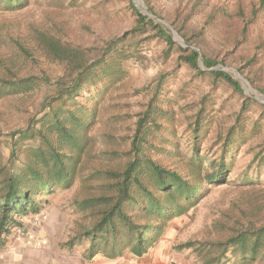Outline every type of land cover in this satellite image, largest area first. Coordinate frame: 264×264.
<instances>
[{"label": "trees", "instance_id": "trees-1", "mask_svg": "<svg viewBox=\"0 0 264 264\" xmlns=\"http://www.w3.org/2000/svg\"><path fill=\"white\" fill-rule=\"evenodd\" d=\"M144 2L154 16L172 26L185 46L173 41L165 26L132 4L133 25L100 42L75 45L38 26L28 37L16 38L18 55L36 64L42 62L40 57L60 63L63 70L52 94L29 117L25 128L8 134L10 158L15 160L21 150L24 157L19 159L21 167L16 172L1 165L0 159V246L14 229L23 227V221L42 211L45 196L78 180L82 162L94 152L92 131L101 108L127 75L124 61H143V45L150 38L164 43L158 58L163 63L171 58L173 66L154 77L120 145L122 149H102L108 164L81 178L82 189L91 187L95 193L86 192L74 201L87 223L64 242L65 248L79 247L86 261L97 255L115 259L126 250L143 256L164 234L168 221L184 213L210 187L227 181L235 152L251 138L261 136L264 103L244 95L237 79L227 71L209 69L218 64L234 66L264 96V33L254 40L250 55L236 57L251 40L253 27L264 20V0H235L232 10L218 0L199 27L190 19L203 0L179 18L164 17L155 0ZM28 4L29 0H0V10H20ZM199 56L208 70L200 68ZM15 65L9 58H0V98L33 90L46 78L44 71L19 76ZM181 67L209 86L185 117L187 149L181 146L177 133L183 123L168 95L171 77ZM218 88L229 89L240 103L230 124L216 129L209 145L216 146V153L210 157L200 150L216 123L213 92ZM26 141L34 144L25 145ZM250 148V162L261 170L264 138ZM262 207L260 203L239 209L235 218L222 210L204 236L187 239L174 249L188 250L199 264H264V222L259 223L258 218Z\"/></svg>", "mask_w": 264, "mask_h": 264}, {"label": "rangeland", "instance_id": "rangeland-1", "mask_svg": "<svg viewBox=\"0 0 264 264\" xmlns=\"http://www.w3.org/2000/svg\"><path fill=\"white\" fill-rule=\"evenodd\" d=\"M197 1L155 0L164 17L170 18L187 15ZM217 1L203 0V6L200 9L198 7L191 15L190 23L196 27L201 26L211 5ZM223 1L228 4L230 10L233 9L235 0ZM244 1L248 3L250 0ZM134 2L142 4L146 11L151 13L144 0H29V4L23 9L0 10V58L15 61L19 76L44 71L46 77L33 90L0 98L1 165L12 172L21 167L19 159L21 160L24 154L21 150L17 152L15 160L10 158L11 141L8 134L25 128L29 117L52 94L56 78L63 70L60 63L47 62L40 57L42 62L36 64L31 58L18 55L19 51L14 42L19 40L16 38L28 37L32 28L38 26L75 45L85 46L100 42L120 34L133 25L134 16L130 4L134 5ZM160 20L161 22H158L168 31V26L174 30L166 20ZM56 28H60L59 31L56 32ZM263 33L264 20H261L253 27L251 40L243 44L236 57L250 55L254 40ZM209 39L213 37L209 36ZM28 41H24L23 44H27ZM143 46L146 58L143 61H136L134 58L124 61L127 75L117 88L114 87L101 108L99 122L92 131L95 140L92 148L94 152L82 162L78 180L70 187L57 188L45 196L47 203L44 204L42 211L35 218L23 221L21 229L12 231L5 244L0 246V264H199L188 250L176 251L174 245L187 239L204 236L222 210L228 212L227 216L235 218L239 214V209L260 203L264 206V168L258 170L250 162L252 157L250 147L264 138L263 126L261 136L251 138L235 152L232 173L227 181L219 186L210 187L208 192L184 213L168 221L164 234L143 256L136 257L126 250L122 256L115 259L97 255L93 260L86 261L82 258L79 247L73 250L65 248L64 242L77 232L80 226L87 223L84 213L73 206L74 201L85 196L86 192L88 195L95 193L91 187L85 191L82 189L81 178L97 168L100 170L104 167L106 161L102 149L111 146L122 149L123 146L120 145L124 143L139 103L146 99L154 77L173 66L171 58H168L166 63L158 58L164 48L162 41L150 38ZM197 51L200 53L199 49ZM225 67L238 71L234 66ZM228 73L235 77L234 73ZM240 76L244 78L242 74ZM192 77V74L181 67L175 69L169 82L168 95L171 96L174 109L183 123L177 128V133L184 149L189 146L187 132L184 131L185 117L191 114L193 108L195 109V100L209 89L206 81ZM249 85L261 94L250 83ZM243 94L246 95L244 92ZM213 99L216 123L212 125L200 150L210 157L216 153V146H209L213 143L216 129L225 128L230 124L231 114L240 103L239 98L225 88H218L213 92ZM105 133L106 137L103 136ZM27 144L34 143L26 141L25 145ZM88 184L92 186L91 183ZM94 187L97 190V186ZM258 218L259 223L264 222V211L260 212Z\"/></svg>", "mask_w": 264, "mask_h": 264}, {"label": "water", "instance_id": "water-1", "mask_svg": "<svg viewBox=\"0 0 264 264\" xmlns=\"http://www.w3.org/2000/svg\"><path fill=\"white\" fill-rule=\"evenodd\" d=\"M133 4L143 14L147 15L148 17L153 18L156 21H160L161 22V20L159 18L154 16L152 13L147 12L145 7H143L142 4H139L138 2H134ZM168 28H169L170 35H171L172 39L177 41L180 45L184 46L185 44L183 42V39L174 30H172L169 26H168ZM199 66L203 70H208V68H206L204 66L201 56H199ZM209 70H224V71H227V72L234 73L235 78L237 79V81L239 82V84L241 86L242 92H244L247 96H251V97H253V98H255V99H257V100H259L261 102H264V97L261 94H258L255 90H253L250 87L249 83L243 77L240 76V74H239V72L237 70H235L233 68L225 67V66L219 65V64L214 66V67H212V68H210ZM253 93L255 95H253Z\"/></svg>", "mask_w": 264, "mask_h": 264}]
</instances>
